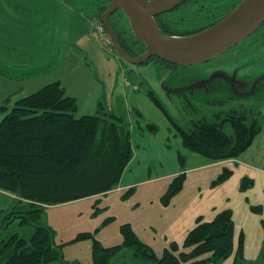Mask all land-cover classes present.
I'll use <instances>...</instances> for the list:
<instances>
[{"label":"trees","instance_id":"trees-1","mask_svg":"<svg viewBox=\"0 0 264 264\" xmlns=\"http://www.w3.org/2000/svg\"><path fill=\"white\" fill-rule=\"evenodd\" d=\"M109 6L108 0H100L93 7L94 16L90 20L101 23V16ZM117 12L121 11L112 14L109 23L121 48L130 57L145 52L136 53L135 47L144 44L137 39L129 44L114 26L112 18ZM155 21L165 35L187 36L182 29H172L168 22L165 24L160 16L155 17ZM134 44L137 46L133 47ZM151 60L169 65L157 58ZM146 95L166 117L184 148L211 161L239 157L262 128L258 111L252 108L216 112L190 121L185 128L173 120L152 90L148 89ZM76 108L75 99L66 96L60 83L54 82L19 98L0 122V190L17 198L9 210L0 213V230L14 224V220L19 221L20 227H33L28 240L14 234L0 241V264H66L63 245L55 243L54 232L41 222L44 209L110 192L118 185L131 159L126 114L103 112L99 103V115L76 118ZM146 130L154 134L158 128L150 124ZM183 160L180 157L181 166ZM228 177L229 173L224 171L218 182ZM184 178L182 173L171 180L160 199L163 204L182 190ZM252 184V179L244 178L239 189L246 191ZM132 191L128 190L123 198ZM251 210L259 213L261 208L251 207ZM261 226L264 232V220ZM121 233L122 245L110 248L102 247L91 233H81L75 240H92L95 264H108L110 258L124 248L133 249L136 258L153 264H219L232 255L236 264L242 262L244 234L241 231L235 237L230 209L217 212L209 221L199 217L184 244L179 247L172 243L159 258L140 241L130 225L121 226ZM259 262L264 264V239Z\"/></svg>","mask_w":264,"mask_h":264},{"label":"rangeland","instance_id":"rangeland-1","mask_svg":"<svg viewBox=\"0 0 264 264\" xmlns=\"http://www.w3.org/2000/svg\"><path fill=\"white\" fill-rule=\"evenodd\" d=\"M241 1H192L183 9L165 15L162 20H166L172 29L183 30L185 28L182 27L190 26L188 23L192 17H198L196 25H201L199 20L204 16L211 15L213 19H218L230 13ZM112 22L127 42L132 44L136 38L130 30L126 16L117 12ZM193 26L195 25L191 27ZM97 31L95 29L93 49H73L72 52L64 54L60 62L55 63L49 70L46 66L25 76L19 72L15 74L9 69L10 66L0 63V122L19 98L54 82L60 83L66 96L75 99L76 118L99 115V103L103 112L127 114L128 105H125L123 93L130 86L139 87L143 92L152 90L173 120L185 128L190 121L199 120L203 116L242 108L257 110L258 117L264 122V78H261L264 77V44L259 45L264 39V25L240 45L241 51L237 50L238 47L232 49L230 52L237 50L240 53L232 54L229 59L224 54L198 65L177 66L175 69H168L166 65L154 60L138 66L128 64L118 58L106 36L104 38ZM143 51L144 45L135 47L136 53ZM173 90H184L185 94H167ZM236 94H247L248 98L222 104L210 103L211 100L227 99ZM184 97L192 103L186 102ZM138 131L141 135L145 133L144 129ZM167 144L170 149H174V141L169 140ZM167 165L170 164L163 162L164 167ZM154 172L152 169L150 174L153 176ZM202 174H185L182 190L171 197L167 204L160 200L167 189H160L161 182L158 189V182H153L138 186L126 198H123L126 192H108L47 206L41 222L54 232L55 243L63 245L62 255L66 264H95L92 240L76 241L79 234L91 233L104 248L121 246V226L127 224L140 241L149 246L159 258L172 243L181 247L188 232L196 226L198 218L201 217L203 221L211 220L215 213H211L213 210L210 207H220L226 203V193L233 192L234 187L230 180L218 182L216 176L211 182L205 180V175ZM215 209L216 212L219 211ZM18 222L14 220V224L0 230V241L8 240L14 234L25 240L31 237L33 227H20ZM0 223L2 224L1 220ZM259 260L260 258L257 261H242L239 264H262ZM108 264L153 263L136 258L133 249L124 248L110 258ZM219 264L236 262L232 255Z\"/></svg>","mask_w":264,"mask_h":264},{"label":"crops","instance_id":"crops-1","mask_svg":"<svg viewBox=\"0 0 264 264\" xmlns=\"http://www.w3.org/2000/svg\"><path fill=\"white\" fill-rule=\"evenodd\" d=\"M99 1L0 0V63L10 66L15 74L27 76L38 68L47 66L49 70L73 49H93L96 28L90 18ZM123 95L125 105H128L126 121L132 156L118 185L110 192L124 193L153 182H158L156 188L159 189L161 182L160 189H167L171 180L182 173H203L205 180L212 182L227 171L229 177L226 180L232 182L233 192L226 193V203L220 206L223 209L212 205L211 213H217L215 208L232 211L235 237L241 231L244 234L242 261H257L264 239L261 226L264 220V122L260 133L239 157L211 161L184 148L180 137L147 97L146 91L127 86ZM150 124L157 126L156 133L146 130ZM138 129H144L145 133L139 134ZM169 140L174 141L172 150L167 146ZM180 157L184 159L182 166ZM163 162L170 165L164 167ZM152 169L155 171L153 176L150 174ZM244 178L252 179L253 184L246 191H240ZM16 199L0 190V213L9 210ZM251 207H260L261 211L253 212Z\"/></svg>","mask_w":264,"mask_h":264},{"label":"water","instance_id":"water-1","mask_svg":"<svg viewBox=\"0 0 264 264\" xmlns=\"http://www.w3.org/2000/svg\"><path fill=\"white\" fill-rule=\"evenodd\" d=\"M109 8L101 16V23L112 49L119 59L131 65H142L151 58L172 66H194L207 62L240 44L264 23V0H242L229 14L210 27L187 36H168L158 27L155 17L168 13L184 0H108ZM120 10L127 18L134 37L141 41L145 52L130 57L121 48L109 23V17ZM264 78V77H261ZM169 93H183L173 90ZM247 99L236 94L222 100ZM209 102V101H208Z\"/></svg>","mask_w":264,"mask_h":264},{"label":"flooded vegetation","instance_id":"flooded-vegetation-1","mask_svg":"<svg viewBox=\"0 0 264 264\" xmlns=\"http://www.w3.org/2000/svg\"><path fill=\"white\" fill-rule=\"evenodd\" d=\"M196 2L197 0H184L179 6H177L174 10H172V11H170V12H168V13H165V14H162V15H159L160 16V18L162 19V17H164L165 15H168L169 13H173V12H175V11H178V10H180V9H183L184 7H186L188 4H191V2ZM222 18V17H221ZM199 18L198 17H192L190 20H191V22H189L188 23V25H190V26H188V27H182V28H185V29H183V31L182 32H184L183 34H194V33H197V32H200V31H202V30H204V29H206V28H208V27H210L211 25H213L214 23H216L218 20L217 19H213V17L211 16V15H207V16H204V18L203 19H201V20H199V22H202V24L201 25H196V22L195 21H197ZM163 22L165 23V24H167V22H166V20L164 21L163 20ZM192 25H195V26H193V27H191ZM263 25H264V23L252 34V35H254L257 31H259L262 27H263ZM251 35V36H252ZM178 36V35H177ZM180 36V35H179ZM251 36H249L248 38H250ZM248 38H246L245 40H248ZM244 40V41H245ZM244 41H242L240 44H238V45H236L235 47H233L232 49H235V48H237L238 47V49L237 50H239V51H241L240 49H241V44H243L244 43ZM261 41V40H260ZM259 41V42H260ZM262 43H260L259 45H261V44H264V39L261 41ZM258 45V46H259ZM240 46V47H239ZM243 46V45H242ZM232 49H230V50H228V51H226V52H224L223 54H221L220 56H222V55H224V54H227L226 55V59H229V58H231V55L232 54H239L240 52L239 51H237V53H236V51L235 52H230ZM219 57V56H218ZM210 61V60H209ZM166 68H168V69H175L176 67L175 66H172V65H167L166 66Z\"/></svg>","mask_w":264,"mask_h":264},{"label":"built area","instance_id":"built-area-1","mask_svg":"<svg viewBox=\"0 0 264 264\" xmlns=\"http://www.w3.org/2000/svg\"><path fill=\"white\" fill-rule=\"evenodd\" d=\"M90 23L96 28V30H98L97 32L99 33V34H103V36H104V38H105V31H104V28H103V26H102V24L101 23H98V22H96V21H91L90 20ZM106 38H107V36H106ZM108 39V38H107ZM106 39V40H107ZM108 42V41H107Z\"/></svg>","mask_w":264,"mask_h":264}]
</instances>
